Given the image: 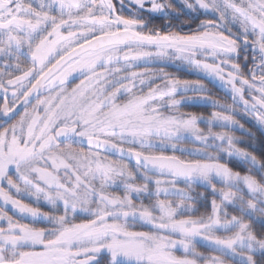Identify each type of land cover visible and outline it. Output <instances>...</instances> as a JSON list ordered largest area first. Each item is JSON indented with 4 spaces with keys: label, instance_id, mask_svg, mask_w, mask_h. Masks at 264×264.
Listing matches in <instances>:
<instances>
[{
    "label": "snow or ice",
    "instance_id": "snow-or-ice-1",
    "mask_svg": "<svg viewBox=\"0 0 264 264\" xmlns=\"http://www.w3.org/2000/svg\"><path fill=\"white\" fill-rule=\"evenodd\" d=\"M118 4L0 0V264H264V0Z\"/></svg>",
    "mask_w": 264,
    "mask_h": 264
},
{
    "label": "trees",
    "instance_id": "trees-1",
    "mask_svg": "<svg viewBox=\"0 0 264 264\" xmlns=\"http://www.w3.org/2000/svg\"><path fill=\"white\" fill-rule=\"evenodd\" d=\"M201 19H204V15L202 13L199 14ZM153 23L157 25H161L162 21L159 19H155ZM149 67H164L165 71L170 73L174 77H178L182 80H196V79H202L204 83L208 86L211 94L217 98H220L221 100H227L230 101V95L224 92L220 87H218L215 83H213L210 79L205 78L203 74L194 72L190 69H186L185 67L179 65V64H168V65H149ZM191 95V93H189ZM179 98V95L177 96ZM180 110L184 112H195L197 114L203 113L205 115L210 114L211 111H213V107L210 103H205L203 101L198 102H189L185 104L180 105ZM236 118L240 120L241 123L245 125L246 129H250L255 134V141L252 143V149L255 150L257 154H260V152L264 151V145H262V141H264V132H262L259 127L256 125V122L254 119L244 114L242 109H239L236 114ZM235 134L239 137H242L244 139V143L241 144L242 147L248 146L249 140L247 137V134L244 130H241L239 128L235 129ZM230 166H233L236 168V170H243V166L239 165L236 161H229ZM199 207V206H198ZM206 211H210V204L206 207H199V212L204 213ZM202 251L205 249H201Z\"/></svg>",
    "mask_w": 264,
    "mask_h": 264
},
{
    "label": "rangeland",
    "instance_id": "rangeland-1",
    "mask_svg": "<svg viewBox=\"0 0 264 264\" xmlns=\"http://www.w3.org/2000/svg\"><path fill=\"white\" fill-rule=\"evenodd\" d=\"M114 2L117 3V7L119 8L118 0H115ZM173 2L176 3L177 5H179L180 0H173ZM125 12H127V8H125ZM213 81L216 82L220 86V88H222L223 90H225V92L229 93L226 88L222 87V85H221V83L219 81H215V80H213ZM23 199H25V202H28V203H31L32 202L30 198L25 197Z\"/></svg>",
    "mask_w": 264,
    "mask_h": 264
},
{
    "label": "flooded vegetation",
    "instance_id": "flooded-vegetation-1",
    "mask_svg": "<svg viewBox=\"0 0 264 264\" xmlns=\"http://www.w3.org/2000/svg\"><path fill=\"white\" fill-rule=\"evenodd\" d=\"M115 1V0H114ZM202 13V12H201ZM203 14V13H202ZM157 19H159V18H157ZM160 21H162L161 19H159ZM164 23V21H162V24ZM161 24V25H162ZM155 25H157L156 23H155ZM157 26H159V25H157ZM193 27H195V25H193ZM185 31H187V28H185L184 29ZM241 59H242V57H241ZM213 83H215L218 87H220L216 82H214L213 80H211ZM222 89V88H221ZM223 90V89H222ZM224 92H225V90H223ZM227 93V92H226ZM227 94H229L230 95V93H227Z\"/></svg>",
    "mask_w": 264,
    "mask_h": 264
},
{
    "label": "water",
    "instance_id": "water-1",
    "mask_svg": "<svg viewBox=\"0 0 264 264\" xmlns=\"http://www.w3.org/2000/svg\"><path fill=\"white\" fill-rule=\"evenodd\" d=\"M21 110H22V108H21Z\"/></svg>",
    "mask_w": 264,
    "mask_h": 264
}]
</instances>
